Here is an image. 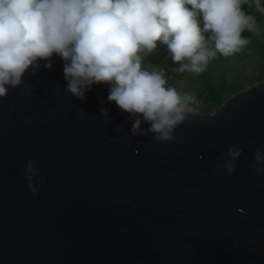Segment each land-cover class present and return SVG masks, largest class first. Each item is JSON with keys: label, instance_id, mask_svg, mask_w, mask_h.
Here are the masks:
<instances>
[{"label": "water", "instance_id": "95a60500", "mask_svg": "<svg viewBox=\"0 0 264 264\" xmlns=\"http://www.w3.org/2000/svg\"><path fill=\"white\" fill-rule=\"evenodd\" d=\"M51 62L0 99V264H264V81L157 143L106 85L81 101Z\"/></svg>", "mask_w": 264, "mask_h": 264}, {"label": "clouds", "instance_id": "9594fccd", "mask_svg": "<svg viewBox=\"0 0 264 264\" xmlns=\"http://www.w3.org/2000/svg\"><path fill=\"white\" fill-rule=\"evenodd\" d=\"M244 4L249 0H0V99L21 86L26 73L39 71L41 61L50 70L57 54L67 93L84 101L93 86L106 85L108 102L133 120L132 135L151 133L157 143L172 142L190 119L187 104L196 101L192 93L166 87L163 68L142 69L141 53H155L159 42L178 65L173 73H203L218 53L231 56L249 45L242 33L259 35ZM252 5L264 14L262 0ZM100 112L106 116L108 109ZM227 151L223 168L233 174L243 149L230 145ZM254 158L261 174L264 151L257 149ZM38 174L29 159L25 176L33 196L38 192L31 181Z\"/></svg>", "mask_w": 264, "mask_h": 264}, {"label": "rangeland", "instance_id": "374dc122", "mask_svg": "<svg viewBox=\"0 0 264 264\" xmlns=\"http://www.w3.org/2000/svg\"><path fill=\"white\" fill-rule=\"evenodd\" d=\"M256 20L260 29L257 43H251L250 49H243L244 51L239 53L236 60L229 62L226 65V72L220 68L222 55L218 53L215 59L209 61L203 73H173L171 69L178 65L173 64L167 46L159 42L155 53H141L142 69L151 71L154 66L163 68L168 74V80L165 77L166 87H175L181 95L192 93L196 102L187 104V108L191 109L189 113H213L224 104L228 96L225 94L218 100L207 90L210 92L217 89L219 92L221 89L228 90L236 87L238 91H241L264 81V14ZM147 58L148 61L145 60ZM222 74L225 76L223 77Z\"/></svg>", "mask_w": 264, "mask_h": 264}, {"label": "trees", "instance_id": "16d2710c", "mask_svg": "<svg viewBox=\"0 0 264 264\" xmlns=\"http://www.w3.org/2000/svg\"><path fill=\"white\" fill-rule=\"evenodd\" d=\"M249 4H251V0H249ZM249 4H244L243 6H242V10L243 11H245L247 14H250V15H253V16H255L256 18H261L262 16H263V14H261V13H259L256 9H255V6L254 5H252L251 7L249 6ZM262 4H264V0H262ZM190 7V6H189ZM208 35L209 34H207V33H205V37H206V39H207V37H208ZM242 36L243 37H250V43H249V45L246 47V49H250L251 48V43L252 44H254V43H257L256 41H257V34H253V33H249V32H247V31H245L244 33H242ZM242 51H244V50H242ZM242 51L241 52H239V53H242ZM239 53H236V54H233V55H231V56H227V57H225V56H221V64H220V68H223V71L224 72H226L227 70H226V65L229 63V62H231V61H234V60H236V57H238L239 56ZM146 61H148V58L147 59H145ZM222 76L224 77L225 75H223L222 74ZM168 77V74H166V78ZM167 80H168V78H167ZM223 81V80H222ZM172 85V84H171ZM207 92L210 94V95H212L214 98H216V99H221V98H223V96L225 95V94H227V96H228V98L227 99H225V101H227L232 95H234L235 93H237V92H239L238 91V89L235 87V89H233V88H231V89H228V90H226V89H221L219 92H217V89H216V91H208L207 90ZM199 95V94H198ZM201 95V94H200ZM225 103V102H224Z\"/></svg>", "mask_w": 264, "mask_h": 264}]
</instances>
